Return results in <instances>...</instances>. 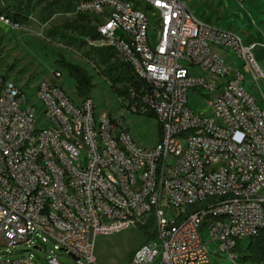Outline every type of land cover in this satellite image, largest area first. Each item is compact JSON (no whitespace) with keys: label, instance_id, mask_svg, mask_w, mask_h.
<instances>
[{"label":"built area","instance_id":"obj_1","mask_svg":"<svg viewBox=\"0 0 264 264\" xmlns=\"http://www.w3.org/2000/svg\"><path fill=\"white\" fill-rule=\"evenodd\" d=\"M16 1L0 0V23L14 30ZM78 15L101 36L92 45L113 48L150 87L120 102L128 114L153 112L159 141L140 146L122 119L55 80L27 92L0 74V264H38L28 253L2 260L35 240L99 264L100 236L151 218L154 237L127 264H213L210 246L237 260L238 245L264 229V96L246 86L263 79L259 45L181 0H77L65 16ZM50 253L47 264H61Z\"/></svg>","mask_w":264,"mask_h":264},{"label":"rangeland","instance_id":"obj_2","mask_svg":"<svg viewBox=\"0 0 264 264\" xmlns=\"http://www.w3.org/2000/svg\"><path fill=\"white\" fill-rule=\"evenodd\" d=\"M38 0H33L34 10L31 18L23 23L20 29H11L0 23V74L7 79L23 86L28 83L25 91L45 80H55L67 93L77 100L74 81L60 69L58 60L64 57L67 61L84 68L92 77L95 89L91 98L97 113H107L113 118H119L127 125L133 139L142 147L152 148L159 141V128L156 119L128 114L123 108L118 96L110 88V84L100 75V70L85 57L87 49L77 50L68 47L56 38L48 35L52 27L61 26L70 20L63 14H56L47 22L42 23L37 18L36 6ZM203 23L237 33L246 42L259 45L256 59L263 72L259 88L246 81L255 98L262 100L264 96V0H181ZM225 60L228 55L222 54ZM197 72V71H195ZM189 103L194 112L201 116L211 117L204 107L205 99L190 97ZM168 218H170L168 216ZM42 241L35 240L32 247L20 245L16 250L9 251L2 260L12 262L28 253L33 255L38 264H47L46 259L54 252L61 264H76L74 259L65 253L54 250L51 242L43 243L44 248L35 249ZM138 227L112 235H102L97 240L96 257L99 264H127L133 252L143 243ZM246 243L244 248H246ZM213 264H238L237 260L228 259L225 253L219 254L216 246H210Z\"/></svg>","mask_w":264,"mask_h":264},{"label":"trees","instance_id":"obj_3","mask_svg":"<svg viewBox=\"0 0 264 264\" xmlns=\"http://www.w3.org/2000/svg\"><path fill=\"white\" fill-rule=\"evenodd\" d=\"M77 0H38L35 4L40 6L36 16L42 23L47 22L56 14H72ZM33 0H17L13 18L26 23L28 15L34 10ZM48 35L58 39L64 45L77 50L87 49L85 57L100 70V75L110 84L112 91L121 102L126 100L136 101L140 95L148 92L150 87L145 81L134 74L132 67L121 60L117 52L110 47H95L92 45L101 39L97 28L92 25V20L84 15H78L66 20L61 26L52 27ZM58 66L64 70L68 77L75 83V92L79 99L91 98L95 89L93 77L82 67L60 57ZM123 105V103H121ZM145 116L156 119L153 112ZM159 133H160V127ZM153 226L152 218L145 224H138V231L143 241L154 237L150 231ZM244 248L237 247L238 264H264V229L250 239Z\"/></svg>","mask_w":264,"mask_h":264},{"label":"water","instance_id":"obj_4","mask_svg":"<svg viewBox=\"0 0 264 264\" xmlns=\"http://www.w3.org/2000/svg\"><path fill=\"white\" fill-rule=\"evenodd\" d=\"M35 249H37V248L35 247Z\"/></svg>","mask_w":264,"mask_h":264},{"label":"crops","instance_id":"obj_5","mask_svg":"<svg viewBox=\"0 0 264 264\" xmlns=\"http://www.w3.org/2000/svg\"><path fill=\"white\" fill-rule=\"evenodd\" d=\"M75 84V83H74Z\"/></svg>","mask_w":264,"mask_h":264}]
</instances>
